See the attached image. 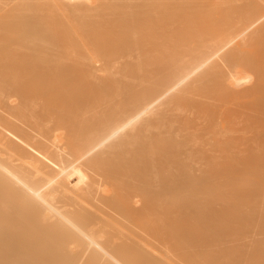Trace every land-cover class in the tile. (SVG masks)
Listing matches in <instances>:
<instances>
[{"label":"bare ground","instance_id":"bare-ground-1","mask_svg":"<svg viewBox=\"0 0 264 264\" xmlns=\"http://www.w3.org/2000/svg\"><path fill=\"white\" fill-rule=\"evenodd\" d=\"M262 160L264 0H0V264H264Z\"/></svg>","mask_w":264,"mask_h":264},{"label":"rangeland","instance_id":"rangeland-1","mask_svg":"<svg viewBox=\"0 0 264 264\" xmlns=\"http://www.w3.org/2000/svg\"><path fill=\"white\" fill-rule=\"evenodd\" d=\"M259 166H260V171H259V173H255V174H245V175H241V176H238V177H236L235 178V180H236V184H237V191H239L240 192V194H241V197L243 198H241L242 200H243V202H242V200H241V206L243 207V208H245V210H241V211H245L246 212V214L248 213L247 211H249L250 212V214H251V212H252V214H255V219H256V222H257V219L258 220H261V219H263L264 220V207H263V205L260 207V203H262V204H264V199H263V197H264V160H262V161H260L259 162ZM252 182H253V184H252ZM257 184V185H256ZM258 184H259V186H258ZM255 185V186H254ZM239 186V187H238ZM240 188V189H239ZM253 188H254V190H253ZM255 189H257V190H255ZM251 190H252V193H251ZM260 190V191H259ZM262 191V192H261ZM250 193H251V195H250ZM255 193V194H254ZM257 193V194H256ZM253 194V195H252ZM260 194H261V196H260ZM248 195V196H247ZM256 196H259V197H256ZM247 197H249V201H248V198ZM261 197V198H260ZM252 198V199H251ZM253 198H256V199H253ZM246 199V200H245ZM250 200H251V202H250ZM254 200H256V201H254ZM258 200V201H257ZM262 200V202H260ZM245 201V202H244ZM254 201V202H253ZM253 202V203H252ZM246 203V204H245ZM250 203V204H249ZM257 203V204H256ZM260 205H259V204ZM255 205H259V207L261 208V211H260V214H262L261 216H258L257 214H259V211L258 210H260V208H258L257 206H255ZM248 206V207H247ZM250 206V207H249ZM251 206H254L253 208H251ZM247 208V209H246ZM249 208V209H248ZM256 208V209H255ZM241 209V207H239V210ZM251 209H253V211H251ZM258 212H257V211ZM255 212V213H254ZM254 224H256L254 221H252ZM251 222V223H252ZM261 224L262 223H260V224H257L256 226H261ZM255 226V227H256ZM256 227L255 228V230L258 228V230L259 231H263L264 232V226H261V227ZM254 227V226H253ZM263 232H261V234L263 235L264 233Z\"/></svg>","mask_w":264,"mask_h":264}]
</instances>
